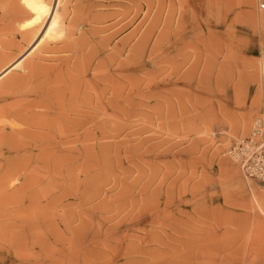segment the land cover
Here are the masks:
<instances>
[{
    "label": "rangeland",
    "instance_id": "obj_1",
    "mask_svg": "<svg viewBox=\"0 0 264 264\" xmlns=\"http://www.w3.org/2000/svg\"><path fill=\"white\" fill-rule=\"evenodd\" d=\"M69 3L82 35L74 37L84 42L63 53L78 61L75 74L83 66L74 51L112 56L104 65L120 76L126 63L129 97L110 115L99 111L103 130L95 131L108 137L100 136L91 160L39 172L16 198L2 196L0 264L19 263L7 246L22 220L44 222L51 256L64 252V264H163L179 241L221 255L240 250L224 264H264L251 262L264 260V182L247 178L229 153L235 141L264 131V0ZM72 93L88 91L82 84ZM97 95L104 101L106 92ZM29 232L40 241L42 232Z\"/></svg>",
    "mask_w": 264,
    "mask_h": 264
},
{
    "label": "bare ground",
    "instance_id": "obj_2",
    "mask_svg": "<svg viewBox=\"0 0 264 264\" xmlns=\"http://www.w3.org/2000/svg\"><path fill=\"white\" fill-rule=\"evenodd\" d=\"M70 1L0 0V207L4 194L16 198L18 190L25 191L35 174L40 175L39 172L44 171L45 175L47 172L55 175L71 163L82 159L91 160L95 155L96 143L103 135L99 136L95 131L101 128V122L97 120L99 111L105 109V115H110L111 109L126 107L129 96L124 94L127 74L123 60L120 61L122 63L118 70L120 76H115L111 73L112 68L105 67L106 62L113 59L112 56L108 55L104 59L90 55L89 51L86 52L83 48L79 51H83L80 56L78 51L73 52L77 58H81L79 61L83 66L80 68L83 69L82 73L75 74V66L72 63L78 64V61L73 62L72 58L63 54L72 51L82 40L74 37L82 35L79 29L74 28L75 21L70 12L72 9L68 7ZM29 54L36 58L26 60ZM96 58H99L97 62ZM15 68L18 69L11 72ZM89 68L92 69V75L88 78ZM114 82L122 88L119 93H116L115 86H112ZM82 84L87 88V95H73L76 87ZM100 90L106 92L104 101H98L97 94ZM68 92H71L70 96ZM120 96L125 102L122 100L124 104L118 105ZM109 121L111 120L106 122ZM104 133L106 134V131ZM49 179L51 181V178ZM47 185H50V182ZM44 187L47 188L46 185ZM44 187L43 191L39 190L42 194L45 192ZM41 201L37 200L40 203ZM23 222L21 226L18 224L10 229L9 233L14 239L7 246V254L14 256L18 264H64L67 257L63 251L64 255L60 254L62 257L56 256L55 259L51 256L44 222ZM170 228L173 231L178 229L176 226ZM36 229L42 232L39 242L28 237L33 234L29 231ZM25 232L29 235H24ZM36 244L40 246V250L27 254ZM3 248L0 247L2 253L5 252ZM177 249L178 253L165 259L163 264H224L238 256L240 251L235 249L230 254L226 252V255H221L217 253L220 250L193 241H179ZM57 250L59 251V248ZM259 261L264 263L259 256L251 258L252 263Z\"/></svg>",
    "mask_w": 264,
    "mask_h": 264
},
{
    "label": "built area",
    "instance_id": "obj_3",
    "mask_svg": "<svg viewBox=\"0 0 264 264\" xmlns=\"http://www.w3.org/2000/svg\"><path fill=\"white\" fill-rule=\"evenodd\" d=\"M261 8H264V3ZM229 153L247 178L264 182V131L261 128L235 141Z\"/></svg>",
    "mask_w": 264,
    "mask_h": 264
}]
</instances>
